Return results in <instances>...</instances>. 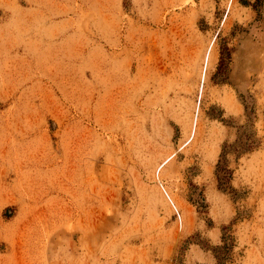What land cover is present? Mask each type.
<instances>
[{
	"label": "rangeland",
	"instance_id": "obj_1",
	"mask_svg": "<svg viewBox=\"0 0 264 264\" xmlns=\"http://www.w3.org/2000/svg\"><path fill=\"white\" fill-rule=\"evenodd\" d=\"M224 235L264 264V7L0 0V264H215Z\"/></svg>",
	"mask_w": 264,
	"mask_h": 264
},
{
	"label": "trees",
	"instance_id": "obj_2",
	"mask_svg": "<svg viewBox=\"0 0 264 264\" xmlns=\"http://www.w3.org/2000/svg\"><path fill=\"white\" fill-rule=\"evenodd\" d=\"M253 1V2H252ZM240 2L243 5L246 6H252L259 14L262 11V8L264 7V0H240ZM246 146H240L241 148H236V151H239L240 153L250 150V145L247 143ZM226 149L223 153V159L225 161H221L217 165V175L220 180V185H224L225 183H228V181L231 179L232 171L228 168L225 158ZM222 173V175H220ZM233 242L232 237L230 235H224L223 236V244L216 245L213 247V255L216 259L215 264H229L232 260V251H233Z\"/></svg>",
	"mask_w": 264,
	"mask_h": 264
}]
</instances>
